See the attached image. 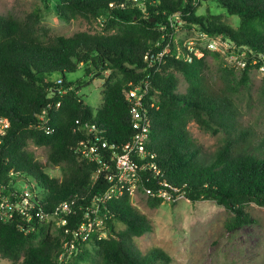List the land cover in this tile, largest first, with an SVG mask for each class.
I'll use <instances>...</instances> for the list:
<instances>
[{
    "label": "trees",
    "instance_id": "obj_1",
    "mask_svg": "<svg viewBox=\"0 0 264 264\" xmlns=\"http://www.w3.org/2000/svg\"><path fill=\"white\" fill-rule=\"evenodd\" d=\"M41 1L59 19L81 17L113 32L49 35L39 25L38 10L23 19L0 14V118L9 123L0 138V191L12 198L13 191L22 190L17 183L25 184L33 212L50 213L61 201H74L66 225L54 226V230L52 221L33 218L28 223L17 214L11 220H0L1 257L11 264H56L63 241L87 219L86 208L107 189V176L115 173L110 150L103 149L108 167L93 176L101 165L83 154L90 137L77 124H95L98 135L110 144L126 142L133 130L125 94L147 74L143 105L150 132L146 148L153 157L138 163L142 165L137 168V185L150 191L148 205L157 207L165 201L160 192L173 201L178 196L191 203L211 200L230 212L225 223L229 231L251 220L245 209L248 203L264 207V132L243 125L232 98L261 62L241 69L239 76L236 67L223 64L214 77L207 71L205 55L191 62L169 55L157 72L144 60L145 52L157 41L164 43L158 25L177 11L189 29L195 26L212 36L223 35L236 49L245 47L248 54H264V0H211L238 17L236 28L218 17L197 15L192 0ZM82 65L92 76L108 72L102 78V103L96 111L78 94L82 84L90 82L65 78ZM53 73L60 75L59 83L51 79ZM177 74L187 83L184 92L178 90ZM262 77L264 80V74ZM56 102H60L58 107ZM48 105L46 126L50 131L46 133L39 125V114ZM190 121L223 133L214 151H205L191 139ZM29 142L46 148L48 164H62L61 178L49 176L47 164L33 158L26 149ZM98 215L103 225L94 227L86 241L76 243L77 253L68 264L169 263V256L159 248L142 254L135 247L133 238L151 230L152 224L130 203L128 190L101 203ZM119 223L124 225L122 229L117 228ZM21 226L34 230L25 233ZM102 231L106 236L99 238Z\"/></svg>",
    "mask_w": 264,
    "mask_h": 264
},
{
    "label": "rangeland",
    "instance_id": "obj_2",
    "mask_svg": "<svg viewBox=\"0 0 264 264\" xmlns=\"http://www.w3.org/2000/svg\"><path fill=\"white\" fill-rule=\"evenodd\" d=\"M197 15L215 16L222 23L232 27L238 26V17L230 15L226 10L211 0H198ZM41 12L39 25L48 29L49 35L69 36L78 31L105 32L99 22L88 23L81 17L69 21L59 19L53 10L45 9L41 0H0V14H11L19 19L33 12ZM113 31L105 32L112 33ZM207 71L210 76H216L220 65L227 64L225 55L219 52L205 53ZM85 66H80L75 72L67 73L66 80L75 82L77 79L89 81L82 84L78 94L84 102L96 109L102 103L103 80L105 73L96 76L85 73ZM241 69H235L236 76ZM103 75V76H101ZM60 75L51 74L55 80ZM178 90L184 92L187 83L177 74ZM264 80L262 73L252 69L247 81L241 84L232 98L238 108L243 125H251L264 132ZM191 139L205 151L212 152L223 139L222 132H211L190 121L187 125ZM27 151L33 158L47 164V173L54 178H61L62 164L47 163L46 148L27 145ZM17 187L29 192L25 184L17 183ZM148 194L136 187L130 191V203L144 213L152 224L151 230L141 236L134 237L133 242L138 251L145 254L150 249L159 248L170 258L168 264H264V207L248 203L245 207L251 220L229 231L225 223L230 219V212L223 206L211 200L191 203L183 196L174 201L165 199L157 207H151L147 202ZM123 224H117L122 229ZM54 230V224L52 225ZM0 264H11L0 256Z\"/></svg>",
    "mask_w": 264,
    "mask_h": 264
},
{
    "label": "built area",
    "instance_id": "obj_3",
    "mask_svg": "<svg viewBox=\"0 0 264 264\" xmlns=\"http://www.w3.org/2000/svg\"><path fill=\"white\" fill-rule=\"evenodd\" d=\"M197 2L198 0H192V6H196ZM186 25L187 22L182 18L180 11L174 12L165 24L158 25L157 28L162 31L161 35L164 43L157 41L154 47L148 49L144 54L147 67L153 72L160 70L165 58L169 55L178 60L191 62L194 57H203L205 50H207L225 55L228 63L238 69H244L249 64L254 67V65L261 62L256 70L264 74V54L255 56L252 51L248 54L245 47L236 49L235 44L223 35L212 36L198 30L195 26L189 29ZM161 44L162 46H160ZM149 76L150 74H147L143 80L126 91V99L129 102V122L133 130L132 136L126 142L110 144L98 135L100 130L95 124H89L88 122L77 124V129L85 131L90 137L83 145V154L87 159L95 160L101 165L93 176L96 177L101 169H107L108 167L102 155L103 149L110 150L115 173L107 176L110 183L107 189L101 196L94 197L91 205L86 208L85 218L87 219L77 226L72 232V237L63 241L56 257V264H68L75 257L78 250L76 243L86 241L94 227L103 225L102 219L98 215L99 205L113 197L121 196L124 189L129 192L136 189L139 179L137 168L142 165L138 163L147 157H153L146 148L149 141L150 120L143 105L149 86ZM56 82L59 83L60 79H57ZM59 104L60 102H56L55 107H58ZM49 107L50 105L39 114V125L45 129L46 133L50 131L46 126L48 122L47 109ZM8 125L7 119L0 118V138L5 134ZM144 191L149 195V190ZM16 192L11 193V196H13L11 198L0 191V220H11L17 214L28 223H31L32 219L35 218L39 221H52L54 226L59 228L66 225L67 216L73 212V200L61 201L50 213H44L40 209L33 212V204L28 200V191L20 190V192ZM158 195L173 201L165 192H160ZM90 213L95 216L90 218ZM21 228L24 229L22 226ZM33 230L31 226H28L24 229V232L27 233ZM65 232L68 231L65 229ZM105 236L104 231L99 232V238Z\"/></svg>",
    "mask_w": 264,
    "mask_h": 264
},
{
    "label": "water",
    "instance_id": "obj_4",
    "mask_svg": "<svg viewBox=\"0 0 264 264\" xmlns=\"http://www.w3.org/2000/svg\"><path fill=\"white\" fill-rule=\"evenodd\" d=\"M101 76H103V75H101Z\"/></svg>",
    "mask_w": 264,
    "mask_h": 264
}]
</instances>
